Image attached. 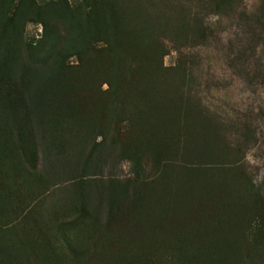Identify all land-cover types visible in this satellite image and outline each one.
Masks as SVG:
<instances>
[{"label": "rangeland", "instance_id": "rangeland-1", "mask_svg": "<svg viewBox=\"0 0 264 264\" xmlns=\"http://www.w3.org/2000/svg\"><path fill=\"white\" fill-rule=\"evenodd\" d=\"M18 1L0 0V12ZM50 1H109L130 62L110 82L95 35L85 63L66 59L75 76L88 72L91 102L114 95L115 108L77 132L80 153L73 141L9 143L0 249L16 264H264V0L27 5ZM41 35L29 15L23 45Z\"/></svg>", "mask_w": 264, "mask_h": 264}, {"label": "trees", "instance_id": "trees-1", "mask_svg": "<svg viewBox=\"0 0 264 264\" xmlns=\"http://www.w3.org/2000/svg\"><path fill=\"white\" fill-rule=\"evenodd\" d=\"M27 2L19 0L9 15L0 12V78L7 76L11 85L9 90L7 85L0 84V158L9 153L8 145L16 139L28 145L34 138H41V142L53 149H63L73 141L76 149L81 145L80 153L86 141L79 139L77 132L85 127L94 128L98 117L101 122L102 114L115 102V97L112 95L108 102L101 100L93 104L92 97L97 94L91 79L88 80V72L78 71L75 76L66 65V59L75 55L80 57V66L85 63L81 56L95 35L104 44L101 51L113 69L109 74L110 82L117 83L123 80L121 69L128 68L131 54H128L129 49L115 44L117 23L111 19L109 1H92L84 7L50 1L34 8ZM211 3L215 10H220L227 6L228 0ZM29 15L35 16L42 28V35L34 46H24L22 42L23 26ZM137 26L131 25L130 30ZM110 82L106 84L111 90ZM3 87L6 89L1 90ZM111 107L113 111L115 106ZM1 162L0 159V166ZM6 170L0 173V178ZM4 186L0 181V200L4 198L7 202L9 196L5 195ZM225 246L217 249L229 256L232 247ZM10 254V249H0V264H13L14 259L16 264L17 258ZM218 257L209 261L210 264H227L220 263Z\"/></svg>", "mask_w": 264, "mask_h": 264}]
</instances>
